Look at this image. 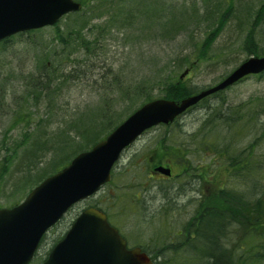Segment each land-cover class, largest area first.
Returning a JSON list of instances; mask_svg holds the SVG:
<instances>
[{"label": "trees", "instance_id": "16d2710c", "mask_svg": "<svg viewBox=\"0 0 264 264\" xmlns=\"http://www.w3.org/2000/svg\"><path fill=\"white\" fill-rule=\"evenodd\" d=\"M77 1L81 3L82 10L73 14L75 19L66 24L63 32L59 26L53 29L52 42L56 49L44 54L38 60L36 69L18 75L21 94L10 97L8 88L0 86V120L8 121L7 127L0 131V201L4 198L7 204L3 206L0 202L1 207L20 203L44 178L104 139L144 103L156 98L177 101L196 93L195 86L179 77L184 70L194 67L192 55L198 58L207 56L208 61L215 58V64L231 63V48L211 54L216 37L228 23L226 17L231 16V5L224 0L225 5L219 6L215 15L212 14L213 9L205 10L203 6L200 14L198 3L205 4L210 0H179L176 6L171 0ZM202 21H210L211 32H207L200 42L194 41L191 34ZM237 27L238 32L243 33L240 50L247 56L264 55V1L245 21H239ZM127 30L138 31V39H143L148 31L153 32V39L161 37L165 41L186 35L188 44L194 50L181 49L178 56L166 62L153 81L152 78L144 79L133 83L131 88L124 87L120 80L109 82L110 90L115 88L122 92L121 100L131 102L132 108L124 119L117 116L113 121V117L109 116L110 105L105 101L104 108L85 123L78 119L55 132L41 130L42 125L43 128L46 127L44 124L49 125V117L34 120L35 109L41 104L48 108L56 106L55 99L72 83L76 86L97 81L95 61L103 52L105 40L112 36L111 32L122 35ZM155 89L158 90L157 95L153 94ZM223 103L200 123L194 133L182 136L187 141L170 146L168 136L158 139L151 154L147 152L146 156L144 152L139 156L140 153L135 152L144 165H139L136 160L128 163V166L138 167L143 174L145 181L141 182V186L147 192L146 198L151 195L152 187L160 186V181L152 175V167L153 161H161L164 154L174 155L178 161H184L186 169H191L190 155L196 152L194 156L198 157V166L204 164L212 176L216 171L223 173L222 178L214 182L216 190L213 196L217 203L199 213L193 237L183 235L167 240L163 238V232H156V251L160 252L149 255L155 264H264V99H259L256 107L255 103L253 106L248 102L222 107ZM176 124L177 121L169 126L176 128L175 133H183ZM16 130L17 138L9 136ZM245 140L250 141L243 145ZM12 166L21 175L6 192L5 179ZM118 167L112 172V180L105 185L114 186L113 193L104 200L106 207L102 208L100 202L97 203V194L88 206L102 209L109 222L128 238L123 233V216L128 211L140 216V197L134 187V192L124 191L130 183L116 185L114 177ZM258 186H261L260 190H257ZM167 193L170 191L165 192L163 199L169 197ZM156 221L163 227L172 225L161 219ZM150 224L153 227L154 223ZM138 233L140 238L141 233ZM138 241L144 243L146 240Z\"/></svg>", "mask_w": 264, "mask_h": 264}, {"label": "rangeland", "instance_id": "374dc122", "mask_svg": "<svg viewBox=\"0 0 264 264\" xmlns=\"http://www.w3.org/2000/svg\"><path fill=\"white\" fill-rule=\"evenodd\" d=\"M224 1L226 4L231 5V16L226 17L228 23L224 26L222 32L220 34L218 33L219 36L216 37L213 43L211 49L213 53L211 54H219V52L222 53L223 50L231 48V63L215 64V58L208 61L207 56H199L198 58L197 55H192L191 61L194 62V67L192 66V70L184 81L195 86L197 91L214 85L248 57L239 48L243 33L238 32L237 24L239 21H245L264 0ZM224 1L210 0L205 4L199 2L200 14L201 6H203L205 10L212 11L211 9H213L212 14L215 15L219 6L225 5ZM171 2L175 5L179 0H171ZM70 16L71 18L69 20L63 18L56 25L60 27L61 32H63V28L65 29L66 24H69L75 19L74 15ZM209 24L210 21H202L200 23L199 27L191 34L194 37V41L200 42L207 32H211ZM53 29L54 27H45L37 31L13 36L5 43H0V86H6L8 88L10 97L21 94L18 75L22 72H29L32 69H36L38 60H41V57L48 53V51L56 49L54 42H52ZM129 30L125 31V33L123 32L122 35H116L111 32L112 36L105 40L102 46L103 52L100 53L95 61L97 63V81L79 83L76 86L72 83L63 91V94L55 99L54 103L56 106L48 108L46 105L41 104L35 109L36 117L34 120H38L39 118L46 120L49 117V125L44 124L46 125L45 128L42 125L41 130L47 131L48 129V131L55 132L57 129L63 128L66 124L77 121L78 119H82L85 123L87 119L95 113H98L101 108H104L105 101L110 105L109 116L113 117V121H116L115 118L117 116H119V119H124L127 116V111L132 108L131 102L121 100L122 92L115 90V88L110 90L109 82L120 80V82L124 83V87L131 88L133 83L140 82L144 79L149 80L152 78L153 81L162 72L161 70L166 66V62L169 59L175 58L176 55L178 56L181 49L189 52L194 50L188 44L186 35H179L174 40L165 41L161 37L153 39V32L148 31V35L143 36V39H138L139 32L134 30L129 32ZM126 33H128V36L125 37L124 35ZM197 62H200V64L198 65ZM153 94L157 95L158 90L155 89ZM259 99H264V74L259 77H250L242 83L233 85L220 95L204 100L193 110L183 115L178 119L176 126L184 134L175 133L176 128L173 125L171 127L158 126L142 135L126 150L118 163L119 167L117 168L114 179L117 186L130 183L129 186L124 188V191L131 192L134 187L138 192L137 195L140 197V216L137 213H132V211L126 212L123 216V233L127 235L130 241L138 242L137 238L143 240L151 234L149 227L152 226L146 224L143 219V207L146 204L152 200L157 201L158 199H163L167 191H170L167 194L169 196L168 198L172 200L179 198V194L182 193L181 190L177 192L170 185V182L161 181L159 187H152L150 189L151 195H148L146 198L147 192L141 186V182L145 181L143 174L138 167L128 166L131 160H136L139 162V165H144V161L136 157L135 152H139V156L144 152L146 155L147 152L153 151L152 149L154 148L156 140L166 138L167 136V142L170 143V146H176L175 144H178L180 141H187V138L182 136H188L194 133L201 122L206 120L219 106L221 107L220 104L223 103L222 101L225 102L222 104V107L238 106L239 104H247V102L252 103L253 106L255 103L256 107ZM251 109L253 112V108ZM31 110L33 111V109ZM260 119L262 120L261 115ZM7 125L8 121L6 119L0 120V131L6 128ZM17 134L18 131L16 130L11 132L9 136L17 138ZM171 140L173 141L172 144ZM250 140L252 139L250 138ZM249 141L245 140L242 144L246 145ZM161 160L160 165L167 166L168 162L171 164L170 166L173 168L174 173L177 171L174 168L176 161L174 155L166 156L164 154ZM219 160L222 161V159ZM20 175L21 173L12 166L9 175L5 179L4 190L6 192ZM222 175V171H216L213 176L210 174V177L207 178L211 183H208L205 187V199L210 202H214L215 200L213 196L215 195L214 182L219 181ZM155 176H158V174ZM260 189L261 186H258L257 190ZM113 191V185L105 186L99 191L97 194V203L100 202V207H106L104 200ZM186 193L188 197L191 196V191L187 190ZM0 202L3 206L7 205L4 198ZM91 202V199H87L75 205L57 225L48 231L43 240L42 252L51 248L53 244L64 236L78 213L90 205ZM152 228L157 229V231L160 230V232L164 231L163 225L157 223V221H155ZM138 232L141 233L140 238L138 237Z\"/></svg>", "mask_w": 264, "mask_h": 264}, {"label": "water", "instance_id": "95a60500", "mask_svg": "<svg viewBox=\"0 0 264 264\" xmlns=\"http://www.w3.org/2000/svg\"><path fill=\"white\" fill-rule=\"evenodd\" d=\"M81 9L74 0H0V41L55 24ZM264 71V56L250 57L216 85L180 101L156 99L145 103L90 150L79 153L61 171L44 179L12 208H0V264H27L42 238L78 202L109 182L122 152L147 129L171 123L198 101L226 89L248 75ZM187 73V70L184 74ZM183 74V75H184ZM182 75V76H183ZM159 173L170 175L163 167ZM43 264H153L126 241L93 207L76 217Z\"/></svg>", "mask_w": 264, "mask_h": 264}, {"label": "flooded vegetation", "instance_id": "af4514ba", "mask_svg": "<svg viewBox=\"0 0 264 264\" xmlns=\"http://www.w3.org/2000/svg\"><path fill=\"white\" fill-rule=\"evenodd\" d=\"M180 154L182 155L183 153ZM194 155H196V152L190 155L192 158L191 166L193 164L191 169H186L184 167V161L181 162V160L178 161L177 158H174L176 159L174 168L177 169V171L174 173L173 168L170 166L171 164L167 162V166L164 167H168L170 169V176L158 174L156 177L157 180L160 178V180L170 182V185L174 187L177 192L178 190H181L182 193L179 194V198H176L175 200L169 198L158 199L157 201L152 200L146 204L143 209V217L146 223L150 226H152L150 222L155 223L157 219H161L165 223H172V225L166 224V227H163V238L166 237L167 240H174L183 235H185V237H193V230L197 227V218L199 217L198 215H200L199 213H203V211L209 207L208 204H216V202H210L205 199V187L208 183H211L207 179L209 177L208 173L212 174V172H209L208 168L203 166L204 164L202 166H198V159H196L198 157ZM160 162L162 161H153V177L156 174L154 169L160 165ZM187 190L191 191L190 197L187 196ZM214 190H216L215 185ZM205 206L206 208L204 209ZM163 216L166 218H157ZM149 230L151 234L145 237L146 241L144 243L127 240V246L129 248L140 247L148 255L160 252L156 251L157 244L155 243V234L157 230L152 227H149ZM169 242L172 243L171 241ZM42 244L43 242H41L37 248L29 264H42L48 258L53 248L51 247L42 252Z\"/></svg>", "mask_w": 264, "mask_h": 264}]
</instances>
